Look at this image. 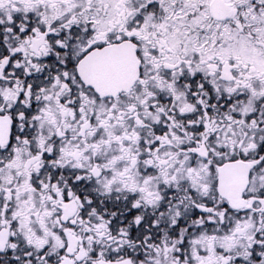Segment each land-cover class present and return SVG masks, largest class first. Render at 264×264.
<instances>
[{
    "label": "snow or ice",
    "instance_id": "6c2138e0",
    "mask_svg": "<svg viewBox=\"0 0 264 264\" xmlns=\"http://www.w3.org/2000/svg\"><path fill=\"white\" fill-rule=\"evenodd\" d=\"M0 264H264V0H0Z\"/></svg>",
    "mask_w": 264,
    "mask_h": 264
}]
</instances>
